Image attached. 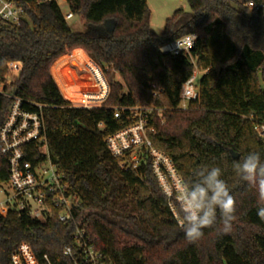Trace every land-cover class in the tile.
I'll return each mask as SVG.
<instances>
[{
	"label": "trees",
	"instance_id": "obj_1",
	"mask_svg": "<svg viewBox=\"0 0 264 264\" xmlns=\"http://www.w3.org/2000/svg\"><path fill=\"white\" fill-rule=\"evenodd\" d=\"M13 1L25 14L18 24L0 20V76L7 62H21L5 89L25 109L41 112L50 160L77 196L75 213L84 214L103 263L264 264L257 193L232 170L250 151L264 160V139L254 130V123L264 122V14L245 7L264 0H187L189 10H175L160 36L151 31L146 0H65L68 12L84 22L79 31L68 25L56 0ZM190 33L196 35L189 50L194 63L187 54L160 51ZM75 48L85 51L108 83L100 106H72L60 92L67 93L64 83L59 89L50 72L57 58ZM68 59L58 60L53 74ZM195 68L204 71L196 80L198 96L179 109L181 85ZM8 103L0 94V126ZM130 107L153 109L147 115L151 143L171 157L183 181L205 165L222 169L237 202L230 234L220 232L218 218L200 241L188 243L148 163L120 168L105 139L134 121ZM24 150L30 161L40 158L33 144ZM6 180L7 162L0 155V183ZM21 242L40 260L46 255L51 264H72L63 247H74L73 241L54 216L40 221L24 211L0 213V264H11Z\"/></svg>",
	"mask_w": 264,
	"mask_h": 264
},
{
	"label": "built area",
	"instance_id": "obj_2",
	"mask_svg": "<svg viewBox=\"0 0 264 264\" xmlns=\"http://www.w3.org/2000/svg\"><path fill=\"white\" fill-rule=\"evenodd\" d=\"M249 11H261L264 14V2L249 1L245 4ZM24 7L13 0H0V20L18 24L24 18ZM67 21L72 13L63 14ZM196 35L187 34L160 46L162 53L172 55L187 54L192 63L194 58L189 50ZM1 68V67H0ZM21 69L20 61H9L4 65V74L0 76V94L9 99L8 108L0 126V155L6 158L7 180L0 183V193L6 197L0 206V213L9 209L24 211L30 217L45 221L53 216L66 227L74 247L65 245L63 255L72 264H104L95 250L93 238L87 230L84 214L75 213L77 196L71 192L64 175L57 171L47 151L44 119L40 111H31L22 107L23 100L6 90ZM197 69L187 78L180 88L179 109H186L191 100L198 96L196 87ZM204 71H201V73ZM98 91H81L77 102L72 106L92 108L102 104L107 96L105 84L100 83ZM40 108V106H38ZM125 109L116 111L118 112ZM150 107H130L129 117L134 121L124 128L109 134L105 141L110 154L119 160L124 170L137 169L146 161L164 195L170 187H179L183 181L171 157L155 148L150 139L153 128L149 126L147 115ZM254 130L264 139V122L254 123ZM33 144L40 158L30 161L24 148ZM165 196V195H164ZM167 199V198H166ZM167 204L176 217L177 206L167 199ZM176 219V218H175ZM177 221V220H176ZM11 264H51L46 255L40 260L27 242H21L10 256Z\"/></svg>",
	"mask_w": 264,
	"mask_h": 264
},
{
	"label": "clouds",
	"instance_id": "obj_3",
	"mask_svg": "<svg viewBox=\"0 0 264 264\" xmlns=\"http://www.w3.org/2000/svg\"><path fill=\"white\" fill-rule=\"evenodd\" d=\"M233 172L257 193V216L264 221V160L257 151H250L234 161ZM218 166H203L193 171L191 179L179 187L164 192L177 206L176 220L188 243H196L204 236V229L220 222V232L230 234L237 219V202Z\"/></svg>",
	"mask_w": 264,
	"mask_h": 264
},
{
	"label": "rangeland",
	"instance_id": "obj_4",
	"mask_svg": "<svg viewBox=\"0 0 264 264\" xmlns=\"http://www.w3.org/2000/svg\"><path fill=\"white\" fill-rule=\"evenodd\" d=\"M56 2L63 14L68 12L67 3L65 0H56ZM146 3L149 10L150 28L152 33L157 36L161 35L165 20L169 18L175 10H189L187 0H146ZM67 23L74 30L79 31L85 28L82 18L76 14H72V18L68 19ZM83 60L84 58H82V62ZM201 74V71L198 70L197 78H199ZM54 76L56 77L58 83H64L65 88L67 89V93H63L60 89V92L62 93L64 98L73 103L77 102V96H79L81 91H98L99 89H101L100 83L102 82L103 84H105L106 80L99 66L97 67L96 65H85L83 67L78 65L77 62H69V67L68 65L67 67L65 66L61 73H54ZM72 82L74 83V85H72ZM69 83L70 85H67ZM5 197L6 196L3 193H0V206L4 202Z\"/></svg>",
	"mask_w": 264,
	"mask_h": 264
},
{
	"label": "crops",
	"instance_id": "obj_5",
	"mask_svg": "<svg viewBox=\"0 0 264 264\" xmlns=\"http://www.w3.org/2000/svg\"><path fill=\"white\" fill-rule=\"evenodd\" d=\"M75 54H78V56L75 57V56H74ZM82 56H84V57L87 58L89 61H91V64H88L89 66L96 65V66L98 67V65H97L94 61H92V60L87 56V54L85 53V51H84L83 49H81V48H75V49H73L70 53H68V54H64V55L60 56L59 58H57V59L51 64V66H50V72H51V74H52V76H53V78H54V80H55V82H56V84H57L58 87H59V83H58L56 77L54 76V74H53V72H52V67H53V65H54L58 60H60L61 58L69 57V59H68V63H67L68 67H69V62H70V63L77 62L78 65L84 67L86 64H85V63L83 64L82 62H80V61H81V60H80L81 58H79V57H82ZM67 65H66V67H67ZM88 65H87V66H88ZM72 69H73V68H72ZM72 83H73V82H72ZM67 85H70V83L67 84ZM72 85H74V83H73ZM105 88H106V90H108V83H107L106 80H105ZM59 89H60V87H59Z\"/></svg>",
	"mask_w": 264,
	"mask_h": 264
},
{
	"label": "water",
	"instance_id": "obj_6",
	"mask_svg": "<svg viewBox=\"0 0 264 264\" xmlns=\"http://www.w3.org/2000/svg\"><path fill=\"white\" fill-rule=\"evenodd\" d=\"M104 24L107 25L110 29H113L114 24L112 21H106ZM233 156L237 157V154L233 153Z\"/></svg>",
	"mask_w": 264,
	"mask_h": 264
}]
</instances>
